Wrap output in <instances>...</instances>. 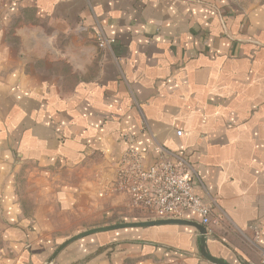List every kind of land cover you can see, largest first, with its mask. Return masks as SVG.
<instances>
[{"label": "crops", "instance_id": "obj_1", "mask_svg": "<svg viewBox=\"0 0 264 264\" xmlns=\"http://www.w3.org/2000/svg\"><path fill=\"white\" fill-rule=\"evenodd\" d=\"M130 146L187 161L212 256L262 264L264 0H0V264H216L186 224L58 251L152 218L114 190Z\"/></svg>", "mask_w": 264, "mask_h": 264}, {"label": "built area", "instance_id": "obj_2", "mask_svg": "<svg viewBox=\"0 0 264 264\" xmlns=\"http://www.w3.org/2000/svg\"><path fill=\"white\" fill-rule=\"evenodd\" d=\"M98 38L101 47L114 42L104 34ZM113 184L114 190L129 194L133 205L145 209L151 219L196 220L190 216L196 214L208 233L220 223V218L213 215L212 205L196 194L194 174L183 157L172 160L160 156L149 164L142 152L130 146L118 160Z\"/></svg>", "mask_w": 264, "mask_h": 264}, {"label": "water", "instance_id": "obj_3", "mask_svg": "<svg viewBox=\"0 0 264 264\" xmlns=\"http://www.w3.org/2000/svg\"><path fill=\"white\" fill-rule=\"evenodd\" d=\"M167 223H173V224H186V225H192L196 227L199 230L200 236V247H201V252L202 254L211 262L216 263V264H227L223 260L218 259L214 256L211 255L209 250L207 249V238H208V229L205 225L200 223L197 220H190V219H184V218H157V219H149L146 221H141V222H129V223H121L117 225H112V226H107V227H99L95 229H91L88 231H85L77 236L71 237L68 239L65 243H63L58 251L62 250L65 246H67L71 241L90 234L94 233L97 231H103V230H109V229H114V228H120V227H129V226H150V225H156V224H167Z\"/></svg>", "mask_w": 264, "mask_h": 264}, {"label": "rangeland", "instance_id": "obj_4", "mask_svg": "<svg viewBox=\"0 0 264 264\" xmlns=\"http://www.w3.org/2000/svg\"><path fill=\"white\" fill-rule=\"evenodd\" d=\"M2 229L1 215H0V230Z\"/></svg>", "mask_w": 264, "mask_h": 264}]
</instances>
